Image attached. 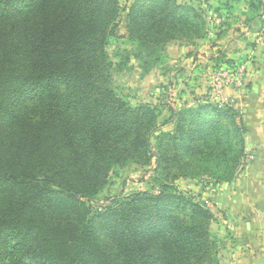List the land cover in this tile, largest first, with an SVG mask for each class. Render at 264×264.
Instances as JSON below:
<instances>
[{
    "label": "trees",
    "instance_id": "trees-1",
    "mask_svg": "<svg viewBox=\"0 0 264 264\" xmlns=\"http://www.w3.org/2000/svg\"><path fill=\"white\" fill-rule=\"evenodd\" d=\"M121 12L118 0H0V264H219L212 212L174 184L233 181L245 129L209 100L163 118L119 97L129 57L114 64L107 46ZM125 29L144 74L170 42L207 34L203 9L178 0H135ZM152 152L161 191L90 210L114 167H146Z\"/></svg>",
    "mask_w": 264,
    "mask_h": 264
},
{
    "label": "crops",
    "instance_id": "crops-1",
    "mask_svg": "<svg viewBox=\"0 0 264 264\" xmlns=\"http://www.w3.org/2000/svg\"><path fill=\"white\" fill-rule=\"evenodd\" d=\"M202 1L206 36L193 46L171 45V56L161 67L171 69L169 84L173 97L179 89L177 98L168 97L171 102L162 107L159 88L155 90L157 98L149 103L160 106L162 117L168 118L169 110L175 112L209 100L208 74L217 70L218 54L224 59L218 69L233 71L245 65V86L221 92L225 106L239 115L245 129V157L233 181L218 185L214 194L201 187L194 190L212 203V213L218 214L215 218L230 226L231 241L220 250L219 264H264V0L256 13L250 10V0ZM248 55L257 64L245 60ZM171 128L168 124L158 132Z\"/></svg>",
    "mask_w": 264,
    "mask_h": 264
},
{
    "label": "rangeland",
    "instance_id": "rangeland-1",
    "mask_svg": "<svg viewBox=\"0 0 264 264\" xmlns=\"http://www.w3.org/2000/svg\"><path fill=\"white\" fill-rule=\"evenodd\" d=\"M135 2V0H118L119 6L122 10L120 20L117 24V27L109 39V44L107 46V53L112 63L116 64L118 61L122 60L124 57L128 58L127 68L122 71L115 73L113 75V86L117 95L130 103L131 106L138 105L140 103H149L155 97V90H161L162 94L161 106H165L166 102L170 103V99H176L179 89L177 88L175 97H173V92L169 93L171 85L169 84V73L171 69L163 68V65L168 61L171 56V45H179L188 47L189 45L185 44L186 42H170L164 48V54H162V64L159 67L149 68V72L144 74L145 66L151 65V61H148L146 65H141L140 61L135 57L141 51L135 43L130 42L126 37L125 29V17L127 9ZM178 2L187 3L192 5L194 8H199L202 6V0H178ZM177 50V49H176ZM245 60L257 64L255 58L252 55L245 57ZM144 74V75H143ZM168 94V95H167ZM155 96V97H154ZM169 97V98H168ZM157 98V97H156ZM164 119H160L161 123ZM153 144V140H152ZM154 155L155 153L152 152ZM154 159V160H153ZM155 159L153 158L150 161V164L146 167H140L136 165H127V166H116L112 169L109 177L108 183L105 188L91 201H89V208L93 212L97 208L104 209L109 205L111 201L116 200L120 197L128 196L129 194L137 192H150L157 194L161 191L153 183V169L155 168ZM151 166V167H150ZM150 167V169H149ZM176 190L193 198L197 203H199L204 208L213 211L212 203L208 201V204H204L203 197L199 194L201 191H195L197 187H201L203 190L207 189L208 184L201 181L200 178L195 179H179L174 184ZM209 193V191H207ZM214 212V211H213ZM213 214V213H212ZM216 212L213 214L214 219L210 223L209 231L212 234V237L216 242V258L218 262L220 250L225 248L230 243V226L223 223L220 220V217L215 218ZM218 215V214H216Z\"/></svg>",
    "mask_w": 264,
    "mask_h": 264
},
{
    "label": "built area",
    "instance_id": "built-area-1",
    "mask_svg": "<svg viewBox=\"0 0 264 264\" xmlns=\"http://www.w3.org/2000/svg\"><path fill=\"white\" fill-rule=\"evenodd\" d=\"M247 70L245 65L237 66L233 71L225 69L213 70L208 74V83L212 91L209 102L217 107H225V102L221 99V92L225 89H240L245 86ZM172 89V88H171ZM173 92L170 90V93ZM218 186L208 184L207 190L214 194ZM204 204H208L205 200Z\"/></svg>",
    "mask_w": 264,
    "mask_h": 264
}]
</instances>
